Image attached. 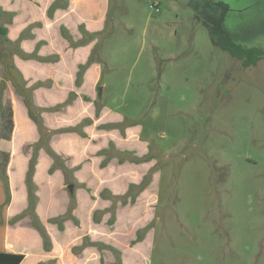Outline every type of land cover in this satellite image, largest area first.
<instances>
[{
    "label": "rangeland",
    "instance_id": "1",
    "mask_svg": "<svg viewBox=\"0 0 264 264\" xmlns=\"http://www.w3.org/2000/svg\"><path fill=\"white\" fill-rule=\"evenodd\" d=\"M110 1L93 55L105 85L94 115L105 106L124 121L97 126L116 130L120 144L111 140L91 160L97 173L119 160L137 181L130 197L111 199L109 209L95 214L96 220L109 212L107 231L117 232L114 264H124L123 256L135 264L132 249L145 241L139 247L144 264H264V59L246 68L214 43L223 30L237 44L263 49L264 0ZM2 41L10 64V44ZM8 76L7 65H0V81ZM89 120L73 129L82 131ZM68 161L62 158L68 171L59 169L62 191L50 199L36 189V208L49 200V223L62 231L89 218L82 207L74 215L79 183ZM120 204L126 211L117 230L110 226Z\"/></svg>",
    "mask_w": 264,
    "mask_h": 264
},
{
    "label": "crops",
    "instance_id": "2",
    "mask_svg": "<svg viewBox=\"0 0 264 264\" xmlns=\"http://www.w3.org/2000/svg\"><path fill=\"white\" fill-rule=\"evenodd\" d=\"M110 2L0 0V25L8 30L7 37L11 42L8 49L10 64L22 75L17 84H25L27 89H32L35 104L44 110L45 126L50 131H58L51 137L50 146L61 158L69 160L67 166L75 170L74 176L79 183L77 197H82V200L77 198L78 207L74 215L78 216L81 207L89 215L86 224L81 221V226H78L68 222L62 231L49 223L50 201L46 200L47 210L43 209L46 205L39 202L36 212L52 243L50 250L45 249L40 232L30 216L24 215L29 207L26 179L34 147L41 135L15 83L7 77L1 78L0 253L24 255L21 264H114L113 252L107 248L99 249L96 243L112 247L111 241L117 232L107 231L109 212L96 220L95 214L111 207V197L127 195L131 182L137 181L130 179L119 160L116 164L111 162L101 170L102 173H97L95 162L91 160V156L97 159L99 150L107 147L111 140H115L117 146L120 144L121 136L115 133L116 130L110 133L97 126L105 120L117 125L124 121L122 116L105 106L100 117L94 115L99 87L104 89L105 85L100 86L101 61L94 59L93 55L100 44V35L107 28ZM15 44L17 48L12 46ZM3 49L5 62H0V65L8 66L5 47ZM92 58V63L79 76L80 67L87 65ZM86 119H90L89 124L84 125L82 131L73 129ZM53 165V159L45 149H41L34 182L38 188L45 189L50 199L65 185L62 170L50 173ZM112 171L114 173L111 174ZM2 179L8 182V198ZM83 197H87L89 202L83 201ZM125 208L122 204L118 206V220L111 228L122 229ZM86 229L89 232L82 234ZM86 236L91 238V243L82 248ZM143 245L146 241L132 249L136 256L135 264L145 263L146 254L139 248ZM123 261L128 264L124 256Z\"/></svg>",
    "mask_w": 264,
    "mask_h": 264
},
{
    "label": "trees",
    "instance_id": "3",
    "mask_svg": "<svg viewBox=\"0 0 264 264\" xmlns=\"http://www.w3.org/2000/svg\"><path fill=\"white\" fill-rule=\"evenodd\" d=\"M219 33H220V37L217 41L214 42L215 45L220 47L224 51L230 53V55L233 58L240 60L243 63L244 67L247 68V67L255 66L261 59H264V48L263 49L262 48H246L240 44L235 43L225 31L220 30ZM64 35L66 38H69L67 33H64ZM7 36H8V30L3 28L0 25V37L3 40L2 42L9 44L11 42ZM3 50H4L3 47H1V45H0V52H1L0 62H5L4 56L2 53ZM92 60H93V58L87 63V65L80 67L79 76L82 74V72L85 70V68H87V66L92 63ZM7 71L9 74V76L7 78L9 80H12L15 83L18 92L24 97L25 103H26L28 110H29V113H30V117L37 124L39 131L41 133V139H40L39 143L36 144L34 147V155L31 159L30 168H29V172L27 175V179H26V184H27L28 193H29V207L25 213L29 214L33 217V225L40 232V234L43 238L45 249L50 250L52 247L51 238H50L45 226L40 223L39 217L36 213V204H37L38 197L36 195L37 186L34 182V175L36 172V166H37V162H38L39 151L41 149H45L46 152L49 154V156L53 159L54 165L51 167L50 173H53L57 169H63L66 171H68V169H67L66 165L62 163L61 156L58 155L50 146L51 137L55 133H57L58 131H50L45 126L44 119H43V111L44 110L39 108L35 104L32 89L31 90L27 89L25 87V84H23L22 86H19L17 84L19 77L22 78V75H21L20 71L13 64H10L7 66ZM148 185H149L148 180L143 181V183L138 186V192H142L143 190H145ZM6 186H7V191L9 193L8 182H6ZM134 187H136V186H134V185L131 186L129 192L125 196L130 197L131 189ZM73 193L74 192H72V197H74ZM117 198L119 199L121 197H111V199L118 201ZM122 198H124V197H122ZM132 198L133 199H131V202L134 203L135 197H132ZM124 203L126 204L127 201L126 200L123 201V204ZM103 246H104V248H109V249L113 250L111 247H108L105 245H103ZM24 258H25L24 255L0 253V264H21V262L24 260Z\"/></svg>",
    "mask_w": 264,
    "mask_h": 264
},
{
    "label": "built area",
    "instance_id": "4",
    "mask_svg": "<svg viewBox=\"0 0 264 264\" xmlns=\"http://www.w3.org/2000/svg\"><path fill=\"white\" fill-rule=\"evenodd\" d=\"M152 8L155 9L157 12L160 11V9H159V4H154V5L152 6Z\"/></svg>",
    "mask_w": 264,
    "mask_h": 264
},
{
    "label": "water",
    "instance_id": "5",
    "mask_svg": "<svg viewBox=\"0 0 264 264\" xmlns=\"http://www.w3.org/2000/svg\"><path fill=\"white\" fill-rule=\"evenodd\" d=\"M99 92L101 94V92H102V88L101 87L99 88ZM73 189H74L73 185L69 186V190H70L71 193L73 192Z\"/></svg>",
    "mask_w": 264,
    "mask_h": 264
}]
</instances>
